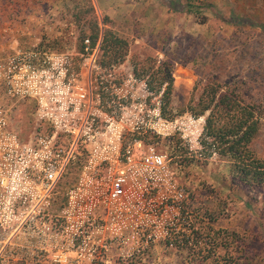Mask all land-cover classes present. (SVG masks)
<instances>
[{
  "label": "rangeland",
  "instance_id": "1",
  "mask_svg": "<svg viewBox=\"0 0 264 264\" xmlns=\"http://www.w3.org/2000/svg\"><path fill=\"white\" fill-rule=\"evenodd\" d=\"M92 20L99 31L109 28L126 41V54L116 64L102 68L96 63L99 38L92 47L87 38ZM3 21L1 66L21 70L5 82L32 86L69 83L67 100L72 85L90 88L88 110L92 114L88 116L94 118L93 130L104 129L111 122L122 125L123 143L139 138L144 145L153 146L162 156L164 168L154 174L141 169L127 176L126 201L119 208L104 209V214L100 210L89 215L65 214L66 192L75 190L79 202H86L91 187L82 173L90 172L86 167L90 151L80 137L45 205L46 213L59 206L60 214H19L15 210L16 214H0V264H191L199 258L188 251L194 245L191 240L184 243L182 238L196 232L194 238L201 240L207 215L216 214L213 225L233 230L243 241L235 255L245 253L250 256L249 264H264V184H241L230 177L224 158L215 153L203 155L201 131L206 112L193 115L189 110L206 76L225 81L224 89L239 88L241 99L253 106L258 121L250 148L264 158V0H0ZM147 56L151 61L145 68ZM152 61L171 65V89L164 110L158 102L163 85L159 87L158 78L149 77L155 71ZM49 99L50 90L45 87L42 101L48 105ZM24 101L23 106H6L8 119L17 120L12 125L20 131L36 122L38 110L33 98ZM66 110H72L69 101ZM85 111L71 112L76 125L80 126L77 117ZM68 119V124L74 123ZM28 141L0 139L1 154L6 156L9 144L22 148ZM2 173L10 186L4 166H0ZM170 178L185 198V212L163 214L161 220L174 218L173 237L178 241L173 247L163 222L158 223L157 231L142 228L154 219L145 215L141 199L146 184ZM168 192L164 185L158 195ZM0 195H8L7 186L0 187ZM159 199L154 197L145 204L154 205ZM23 201L19 203L22 210L32 204ZM148 231L153 232V240L141 251H130V241ZM126 236L129 244L107 245L108 238ZM166 240L170 245L164 244ZM229 242L233 249L235 244ZM129 256L135 259L123 260Z\"/></svg>",
  "mask_w": 264,
  "mask_h": 264
},
{
  "label": "built area",
  "instance_id": "2",
  "mask_svg": "<svg viewBox=\"0 0 264 264\" xmlns=\"http://www.w3.org/2000/svg\"><path fill=\"white\" fill-rule=\"evenodd\" d=\"M85 58L94 57L87 56ZM16 70L21 71L13 66L2 67L0 63V139L26 138L29 141L22 145V148L9 144L6 156L1 154L4 150L1 147L0 166H4L11 178V183L10 186L7 185L3 173L0 175V187L7 186L8 188V195L3 198L0 197V214H16L15 212L31 215L60 214L59 206L53 213H46L44 211L45 205L52 188L73 158L75 146L80 137H84L86 146L90 151L86 166L90 172L82 171V173H86L88 176V184H91V187L87 191L86 202L83 199L80 200L81 203L79 202L75 190L66 192L68 206L65 214L89 215L96 214V210H100L104 214L106 213V211H102L104 209L119 208L126 201L124 185L127 182V176L141 169L154 174V172L164 168L163 158L154 150L153 146L144 145L139 138H132L123 143L122 125L111 122L104 129L94 127L96 131L93 130L91 123L94 118L88 116L92 114L88 110L93 94L90 88L72 85L73 93L67 100L64 97L70 88L69 83H55L53 86H45L44 84L32 86L21 82H5L9 78L14 79ZM25 71L23 70L22 73ZM45 87L50 90L48 105L42 101ZM28 97L33 98L38 106L35 114L36 122H31L28 129L20 131L12 125L17 120L8 119L10 115L6 106H23L26 103L24 98ZM68 101L72 104L70 111L66 110ZM80 109H86V111L82 113L81 117H77L80 119V126H78L75 123L76 117L71 112ZM68 118L74 123L68 124ZM143 148L144 150L141 151ZM16 171H21V174L18 175ZM25 180L27 183L24 182ZM159 181L160 179L153 185L148 182L145 186L146 189L141 194L142 203L147 213L145 215L154 217L151 224L142 228H154L157 231L156 227L160 225L158 223L163 222L167 226L166 232H164L167 234L168 230L173 228L174 218H165V221H161L163 220L162 216L163 214H176L181 211L180 205L184 196L181 191L177 192L178 186L171 178L168 181ZM164 185L168 191H171L165 196H159L158 193L162 187L164 188ZM154 190L157 191V195H153L156 192ZM154 197L160 198L159 203L147 206L145 203ZM22 201L23 203L32 202V204L25 206L22 210L20 209L21 205H19ZM143 234H146L145 238ZM152 237V231L138 234L134 240L130 241V251L143 250V246L148 240H153ZM77 240H79V236H77ZM128 241L127 236L118 239L108 238L107 245L109 247L113 244L120 246L121 243L129 244Z\"/></svg>",
  "mask_w": 264,
  "mask_h": 264
},
{
  "label": "trees",
  "instance_id": "3",
  "mask_svg": "<svg viewBox=\"0 0 264 264\" xmlns=\"http://www.w3.org/2000/svg\"><path fill=\"white\" fill-rule=\"evenodd\" d=\"M172 9L177 10V8ZM103 19L105 20L106 17L104 16ZM87 38L89 39L90 47L99 38L95 58L97 60L96 63L102 68L116 64L126 54L127 43L124 38L118 36L109 28H103L99 31L96 20H92L91 32L88 33ZM145 58L143 67L146 68L151 61V57L147 56ZM150 65L155 67V71L149 74L150 80L154 77L158 78L159 87L163 85L159 93L158 102L160 104L159 109L164 110L171 89V65L167 61H155ZM225 84V81H220L216 76H206L201 83L196 103L189 106V110L193 115H202L206 112L201 131L202 148L200 152H203L202 154L205 156L215 153L218 157L224 158L228 164L230 177L235 178L237 182L245 185H263L264 158L256 155L250 148L258 130V121L254 108L251 104L243 102L239 95V88L237 90L233 88L224 89L222 87ZM185 159L189 162L187 157ZM153 195H157V191ZM184 199H182L180 205L181 212H185ZM187 206H190V204H187ZM216 215L218 216L219 214ZM217 216L211 217L207 215L203 229L205 234L201 236V240L197 241L194 238L193 234L196 232L191 234V236H187V238H182L184 243L188 239L191 240V245H194L193 247L188 246V251L190 255H195L199 258L198 261L191 264H249L250 256L247 254L240 253L238 256L235 255L239 251L238 245L243 242L240 240L238 233L213 225ZM173 229L167 232V234H171L168 238L173 241L171 243L170 240H166L164 242L166 246L171 243L170 246L173 247L175 241H178L177 237H173ZM228 233L232 235L230 238L225 236ZM143 235L145 238L146 234ZM248 236L246 237L248 238ZM229 240L235 244L233 249H231L232 246ZM134 259V256H130L123 260L133 261ZM131 263L127 262L126 264Z\"/></svg>",
  "mask_w": 264,
  "mask_h": 264
},
{
  "label": "crops",
  "instance_id": "4",
  "mask_svg": "<svg viewBox=\"0 0 264 264\" xmlns=\"http://www.w3.org/2000/svg\"><path fill=\"white\" fill-rule=\"evenodd\" d=\"M4 24H5L4 21H3V24L0 22V30H2V29L5 30V28H4L5 25ZM4 35H7V34H4Z\"/></svg>",
  "mask_w": 264,
  "mask_h": 264
}]
</instances>
